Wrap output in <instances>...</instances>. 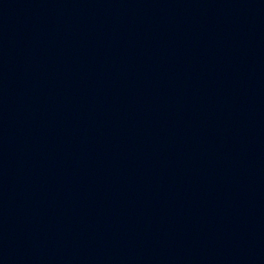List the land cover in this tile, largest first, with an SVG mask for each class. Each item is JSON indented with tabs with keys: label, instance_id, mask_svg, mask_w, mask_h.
<instances>
[{
	"label": "water",
	"instance_id": "water-1",
	"mask_svg": "<svg viewBox=\"0 0 264 264\" xmlns=\"http://www.w3.org/2000/svg\"><path fill=\"white\" fill-rule=\"evenodd\" d=\"M0 264H264V0H0Z\"/></svg>",
	"mask_w": 264,
	"mask_h": 264
}]
</instances>
